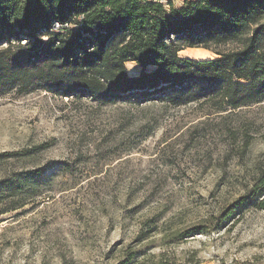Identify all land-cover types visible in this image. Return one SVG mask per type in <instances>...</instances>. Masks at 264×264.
<instances>
[{"label": "rangeland", "instance_id": "374dc122", "mask_svg": "<svg viewBox=\"0 0 264 264\" xmlns=\"http://www.w3.org/2000/svg\"><path fill=\"white\" fill-rule=\"evenodd\" d=\"M197 50L180 56L216 58ZM78 96H0V188L19 185L0 198V264H264V211L233 215L264 174V103Z\"/></svg>", "mask_w": 264, "mask_h": 264}, {"label": "trees", "instance_id": "16d2710c", "mask_svg": "<svg viewBox=\"0 0 264 264\" xmlns=\"http://www.w3.org/2000/svg\"><path fill=\"white\" fill-rule=\"evenodd\" d=\"M165 2L0 0V96L40 90L103 105L160 96L184 105L215 96L230 110L264 103V0ZM188 49L216 58L181 57ZM130 63L141 68L138 76L128 75ZM33 175L22 184L41 174ZM18 186L1 187L0 198ZM248 206L264 211V174L233 215ZM205 233L198 228L185 238Z\"/></svg>", "mask_w": 264, "mask_h": 264}, {"label": "crops", "instance_id": "0c3cea01", "mask_svg": "<svg viewBox=\"0 0 264 264\" xmlns=\"http://www.w3.org/2000/svg\"><path fill=\"white\" fill-rule=\"evenodd\" d=\"M203 52H205V50H197L196 52H193V54L195 55V54H200V53H203ZM207 52V51H206ZM131 64V63H130Z\"/></svg>", "mask_w": 264, "mask_h": 264}, {"label": "built area", "instance_id": "2783aa9c", "mask_svg": "<svg viewBox=\"0 0 264 264\" xmlns=\"http://www.w3.org/2000/svg\"><path fill=\"white\" fill-rule=\"evenodd\" d=\"M60 26L58 24L55 25V29H59Z\"/></svg>", "mask_w": 264, "mask_h": 264}]
</instances>
